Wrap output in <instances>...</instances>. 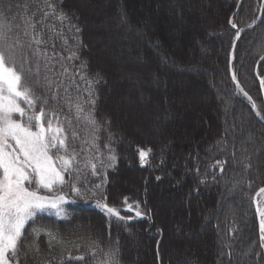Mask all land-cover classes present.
I'll use <instances>...</instances> for the list:
<instances>
[{
    "label": "trees",
    "instance_id": "1",
    "mask_svg": "<svg viewBox=\"0 0 264 264\" xmlns=\"http://www.w3.org/2000/svg\"><path fill=\"white\" fill-rule=\"evenodd\" d=\"M0 3L13 26L10 43H27L37 34L47 42L41 50L52 59L47 73L45 61L40 62L41 82L45 75L63 81L61 99L50 109L72 122L79 137L73 147L82 164L88 158L97 163V154L91 147L92 127L76 119L75 103L88 111V85L77 70L84 63L88 79L98 74L94 116L100 125L95 132L99 159L107 166L112 163L108 157H116L112 168L97 164L99 175L81 166L83 182L71 177L79 194L68 184L41 190L42 195L63 194L67 202L60 215L47 209L26 225L28 232L42 230L39 253L30 254L27 264H98L116 248L119 264H151V259L152 264H264L254 202L264 187V0H51L56 11L44 21L48 27L37 24L28 35L24 22L39 21L51 11L44 0ZM37 8L42 10L32 17ZM99 9L112 27L126 23L133 33L131 47H138L116 64L102 57L95 44L99 33L92 26ZM61 13L67 17L63 21L57 18ZM20 51L30 52L17 50V71L29 67ZM72 52L78 59L68 61ZM137 53L140 64L131 62ZM29 58L35 70L36 60ZM61 64L68 73L61 75ZM123 74L130 77L122 79ZM35 94L52 93L39 88ZM66 98L73 102L71 110ZM126 99L146 121L157 113V129L127 123L117 108ZM149 149L143 164L140 150ZM125 197L133 211L123 210ZM98 202L117 208L125 220L109 217ZM137 204L141 217L135 216ZM49 232L56 237L51 248ZM34 239L29 236L26 242ZM80 256L85 259H75Z\"/></svg>",
    "mask_w": 264,
    "mask_h": 264
},
{
    "label": "snow or ice",
    "instance_id": "2",
    "mask_svg": "<svg viewBox=\"0 0 264 264\" xmlns=\"http://www.w3.org/2000/svg\"><path fill=\"white\" fill-rule=\"evenodd\" d=\"M44 3L51 11L43 12L39 21L26 20L24 22L25 35H28L29 28L34 31L37 24H40L42 28L48 27L44 21L50 15H55L56 9L51 0H44ZM5 7L6 5L0 3V264H27L30 254L39 253L38 238L42 230L32 229L31 232H28L26 225H29L38 213L48 208L55 209L57 215H60L61 206L66 202L63 194L42 195L41 190L52 192L56 186L68 184L73 192L79 194L80 188L75 186L71 177L75 176L77 182H83L80 176L81 166L90 167L92 175H99L97 164L101 169L112 168L115 166L116 157L110 155L108 159L112 163L107 166L103 160L99 159L101 153L96 144L99 137L95 135V132L99 130L100 125L94 116L96 105L94 83L99 82L98 74L95 79H88L82 72V69L86 67L84 63L81 64V69L77 70L80 79L88 85L84 89L88 95V99L84 101L88 111L85 112V108L80 103H75L76 119H83L87 125L92 127L91 147L97 154V163H93L92 159L88 158L82 164L78 159L79 153L73 147V143L79 137L78 133L72 130V122L66 117L61 119L56 111L50 109L52 104L58 103L61 99L59 89L64 86L63 81H54L45 75L41 82L40 62L45 61L43 71L47 73L50 71L47 61L52 59L47 51L41 50L42 47L46 48L47 42L37 34L32 36L27 43H21L19 39L15 43H10L9 34L13 31V26L8 22L4 11ZM41 10L37 8L30 15L34 17ZM57 18L63 21L67 17L61 13ZM76 31L79 32V29ZM55 35L60 36L62 33H55ZM24 48L30 52L20 51L19 55L25 57V63L29 67L25 69L21 65V70L17 71L15 63L17 50ZM29 57H34L36 60L35 70L31 67ZM60 59L65 58L60 57ZM66 59L68 61L78 59L77 53H70ZM260 62L264 63V56L260 57ZM61 67L63 68L61 75L68 73V68L65 65L61 64ZM30 77L36 78L31 84L26 82ZM233 79H236L235 75H233ZM73 83H75L74 79ZM261 83L264 84V80ZM39 88L52 94L50 96L36 95L35 90ZM53 88L55 91H52ZM79 90L77 85V91ZM65 92H67V88H65ZM244 94L247 96V93ZM66 102L69 103L71 110L73 102L68 98H66ZM253 107H255L254 103ZM37 109L39 110L37 111ZM17 114L19 118H16ZM105 148L112 152L109 145L106 144ZM54 151H63L65 154L54 157L52 154ZM149 151L151 150H140L142 163ZM217 164L220 165L221 172H223V164L219 161ZM66 176L69 177L68 180L65 179ZM32 185L35 187L33 188ZM96 187L100 188L101 185H96ZM260 194L264 195V188L260 189ZM105 199L107 198L105 197ZM124 204L126 205L124 211L134 210V205L128 203L127 197L124 198ZM97 206L109 217H115L118 221L125 220L117 208L99 202ZM138 208L139 205H135V216L141 217L142 212ZM256 211L261 218V240L264 241V208L258 206ZM47 235L50 237L49 247L51 248L53 246L51 240H55L56 237L50 232ZM29 236L35 237L32 243L26 242ZM118 253V248L110 249L104 253L105 259L98 264H119ZM91 254L94 256L96 249H93ZM75 259L83 260L85 257L80 256Z\"/></svg>",
    "mask_w": 264,
    "mask_h": 264
},
{
    "label": "rangeland",
    "instance_id": "3",
    "mask_svg": "<svg viewBox=\"0 0 264 264\" xmlns=\"http://www.w3.org/2000/svg\"><path fill=\"white\" fill-rule=\"evenodd\" d=\"M104 3L105 2L103 1V4ZM171 5H173V4L171 3ZM102 7H101V9H102ZM173 7L178 8L179 5L176 2H174ZM93 22H94L93 26H92L93 29H95V31L99 33V35L95 39V42H96L95 44L100 46L99 52L102 54L101 55L102 57L106 58V60H109L111 63L116 64V63L120 62L121 59H125L127 57L132 56L131 55L132 52L135 50H138L137 46L131 47L132 39H130V37H131V34H133V33H131L132 30H130V28H128L126 23H122L121 26L116 24L115 27L114 26L112 27L111 24L109 23V21L104 19L101 10L98 13H95ZM174 34H177V33L175 32ZM141 58H142V56L140 55V53H137L136 58L131 59V62H134L135 60H137V62L140 64V63H142ZM120 77H122V79L125 77L128 79L130 76L123 74ZM138 93L143 98L146 95L145 93H143L141 91H139ZM126 100H128V99H126ZM128 101L129 102H127L126 105L124 103H123V105H121L123 108L126 107L127 109H121V106L117 105L118 106L117 108L119 110L118 112H121L124 119L126 118L127 123H129L130 125H143L144 124L147 126V128L151 125V126H153V128L157 129L156 125H158V123H159V120L157 119L158 118L157 113L153 114V119H151V121H148L149 116L147 117V121H146L145 117L136 114L135 110L132 107L133 106L132 101H130V100H128ZM140 103L142 104L141 105L142 106L141 107L142 113L147 115V113H148L147 109L148 108L144 109V106H146V103H144V101H142V100L140 101ZM118 104L120 105V101H118ZM145 163H146V159L144 158L143 164H145ZM66 202H67V200H66ZM65 203H63L62 205H64ZM258 206L261 208L264 207V196L262 197L261 194L258 196ZM48 209L56 212L55 209H51V208H48ZM137 243H138V240L135 239L132 242V244H133L132 246L137 248ZM150 263L152 264V259H151Z\"/></svg>",
    "mask_w": 264,
    "mask_h": 264
},
{
    "label": "water",
    "instance_id": "4",
    "mask_svg": "<svg viewBox=\"0 0 264 264\" xmlns=\"http://www.w3.org/2000/svg\"><path fill=\"white\" fill-rule=\"evenodd\" d=\"M234 50H235V47H234V49H233V52H234ZM261 81H262V79H261ZM258 218H259V225H260V215H259V213H258Z\"/></svg>",
    "mask_w": 264,
    "mask_h": 264
},
{
    "label": "bare ground",
    "instance_id": "5",
    "mask_svg": "<svg viewBox=\"0 0 264 264\" xmlns=\"http://www.w3.org/2000/svg\"><path fill=\"white\" fill-rule=\"evenodd\" d=\"M264 195H262V197H263Z\"/></svg>",
    "mask_w": 264,
    "mask_h": 264
}]
</instances>
